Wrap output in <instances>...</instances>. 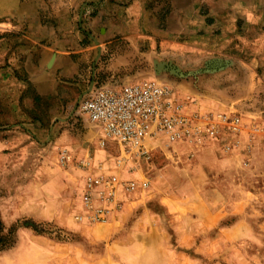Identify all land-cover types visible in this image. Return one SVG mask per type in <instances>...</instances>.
<instances>
[{
    "label": "crops",
    "instance_id": "1",
    "mask_svg": "<svg viewBox=\"0 0 264 264\" xmlns=\"http://www.w3.org/2000/svg\"><path fill=\"white\" fill-rule=\"evenodd\" d=\"M152 1H156V8L154 6L146 12L145 9ZM158 1H161L160 5L164 4L163 7L157 6ZM261 1L264 0H134L127 12L138 17L133 20L130 17V24L123 27L110 25L102 29L96 25L100 23L101 17L97 19L98 23L94 20L92 26L96 25L98 28L96 43L102 49L95 48L94 42L84 50L76 49L79 55L75 62L69 56H57L49 71L45 70L49 58L42 53L38 66L44 65V70L38 69L36 75L30 78L35 88L32 91L44 100L52 99L50 105L54 102V108L49 106L45 110L34 106L31 94H23V91L15 88L11 91L7 87L8 81L2 76L0 98L6 102L7 107L0 114V180L6 187L8 179L24 178V187H20V198L16 201L21 217L34 220L35 217L30 212L42 211L43 215L46 214L42 218L46 219L60 213L56 210L58 207H55L60 200V192L67 187L64 188L63 185L61 188V180L56 171L49 172L53 175H46L49 169L46 162L50 160L46 157H51L53 152L57 155L58 145L61 144H66L76 153L83 141L69 130L60 134L61 123L56 122V110L62 104L61 100L66 98L65 94H58L56 77H72L80 62L90 68L94 66L107 52L103 45H108L110 59L105 67L99 63L100 87L119 88L156 77L158 46L159 51H162L159 55L166 56H182L185 51L195 50L202 54V57L197 58L199 73L195 76H183L173 74L172 71L170 80L176 81L180 88H190L197 93L196 110L237 114L247 128L264 129V10H255L251 5ZM232 2H248L250 8L233 10L215 9L213 6L223 3L225 7H229ZM205 4L213 8L202 10L205 9ZM156 18H159V22ZM134 20L136 24L133 23ZM133 30L148 34V42L132 37ZM118 36L121 41L112 42V38ZM178 39H183L185 43H177ZM146 47L148 50H144ZM176 50L181 53H174ZM166 67L167 63L165 70ZM41 112L47 114H44L46 121L38 116ZM242 144V151H234L231 155H225L221 145L214 141L208 142L203 148L182 147V150L185 155L192 151V157H196L195 163H199L200 167L201 164L204 165V168L214 161H218L217 165L221 167L224 157L234 158L232 174L238 175L241 168L240 157H248L253 162L256 158L264 157L263 137L250 138L243 134ZM96 150L97 154L94 153ZM104 152L96 145L89 156L100 160L103 159ZM74 157L82 158L76 157V154ZM208 171H205L206 174H211ZM226 174L223 170L220 178ZM49 176L50 179L45 182L44 178ZM202 189V192L174 191L166 199L169 204L164 206V213L172 218V222L168 221L165 225H170L174 248L166 249L164 237L157 228L145 235L132 236L128 243L119 246L124 253L129 247L135 249L132 255L134 259L129 264H194L197 263L194 262L195 259H207L209 262L226 259L223 260L224 263L234 264L225 248L229 244L252 240L255 222L248 210L251 191L246 188L242 191L233 183L232 191L225 184L211 188L204 186ZM33 190V196H26V193ZM205 192L206 196H211V203L202 202ZM56 218L60 220L58 215ZM47 254L49 258L54 257L51 252ZM108 257L109 254L76 253L72 261L73 264H111ZM22 262L24 261L21 264Z\"/></svg>",
    "mask_w": 264,
    "mask_h": 264
},
{
    "label": "rangeland",
    "instance_id": "2",
    "mask_svg": "<svg viewBox=\"0 0 264 264\" xmlns=\"http://www.w3.org/2000/svg\"><path fill=\"white\" fill-rule=\"evenodd\" d=\"M132 2L134 0H0V79L3 76L8 81L7 87L11 91L15 88V90L23 91V94H31L34 97V106L45 110L49 106L54 108V102L50 105L52 99L44 100L32 91L35 88L30 78L36 75L38 69L44 70V65L43 67L38 66L42 53L47 54L46 57L49 58L45 66V70L49 71L57 56H69L75 62L79 55L76 49L84 50L86 46H90L91 42H94L95 48L102 49L96 43L98 36L96 25L106 29L110 25L123 27L130 24V17L132 20L138 17L131 16L130 12H127ZM154 2L156 1L148 4L146 12L155 6ZM158 2L157 6L163 7L164 4L160 5L161 1ZM230 4L229 7H225L223 3L217 6L212 5L215 9L244 10L243 8H250L248 2ZM251 5L255 10H264V1ZM204 8L202 10L207 11L213 7L205 4ZM100 17L101 21L98 23L97 19ZM94 20L98 24L93 27ZM156 20L159 22V18ZM133 23L136 24V21L134 20ZM133 33L132 37L148 42V34H141L136 30H133ZM120 39L119 36L112 38V42L118 43ZM177 43L184 44L185 41L178 39ZM110 46L112 47V44ZM107 47V44L103 45V48H106V54L101 56V59H98L91 68L84 62H80L76 74L72 77L62 78L59 75L56 77L58 94L63 93L66 98L61 100L62 104L56 110L58 112L56 122L61 123L60 134L69 130L68 132L76 133L83 141V145L76 153L66 144L58 145L57 153L61 148L66 147L73 155L76 154V157H85L92 154V150L98 145L100 132L79 115L77 108L80 101L90 93L105 88L99 86L101 78L98 69L100 68L99 63H102L103 67L108 64L110 53ZM160 52L162 51H159L158 46L156 77L139 82L152 80L171 87L180 95H189L195 101L190 110L200 111L196 110L197 93L191 91L190 88H180L176 81L170 80V72L173 71V74L183 76L197 75L198 68H200L197 65L199 62L197 58L202 57V54L192 50V52L185 51L182 56H166V54L159 55ZM175 52L181 53L180 50ZM166 63L167 70H165ZM104 78L105 76L102 77ZM6 107V102L0 98V114ZM44 114L46 113L41 112L38 116L44 119L47 115ZM94 153L97 154V150ZM114 156H116V150L110 145L105 150L103 158L111 160ZM186 156L188 155H185L182 149H177L172 155L157 151L153 153L149 164L143 163L142 170L133 175H124L123 178L139 181L147 179L150 187L130 198L128 203L107 224H80L74 220V216L81 211L79 198L83 191L84 173L74 168L60 167L54 152L51 153V157H46L50 159L46 162L49 168L46 175H53L49 172L56 171L61 180V188L63 185L64 188L67 187L60 192V200L57 201L55 207H58L56 210L60 213L55 214V217L43 219L42 217L46 214L43 215L42 211L30 212L35 217L34 220L21 217V211L16 208L18 205L16 201L20 198V187H24V178H10L6 187L3 186L0 178V221L6 232L10 228L15 230V245L10 250L0 253V264H21V261H24L23 264H38L39 261H42V264L44 262L73 264L72 257L76 253L109 254L111 264H129L134 259L132 255L135 249L129 247L124 253L120 247L128 243L132 236L145 235L157 228L164 237L166 249L174 248L175 242L170 235V225H165L168 221L172 222V218L164 213V206L169 204L166 199L172 192L183 190L202 192L204 186L211 188V186L218 187L219 184L228 185L232 191V183L242 191L244 188L251 191L248 210L255 223L251 241L229 244L225 251L230 253V260L234 261V264H264V157L256 158L255 162L253 159L249 160L248 168H243L242 160H239V166L243 169L239 168L240 173L235 175L232 174V159L235 160L234 158L224 157V164L221 167L217 165L218 161H214L207 165L209 168L207 166L204 168V165L201 164L200 167L199 163H195L196 157ZM206 170H209L211 174L207 175ZM223 170L227 174L220 178ZM47 179L49 180L50 176L45 177L44 181L48 182ZM33 192L34 190L26 193V196H33ZM202 200L207 204L211 203L212 199L209 194L206 196L205 192ZM57 215L60 220L56 218ZM47 252L54 254V257L49 258ZM223 260L226 259H216L213 262L207 259H199V261L195 259L194 262L197 263L194 264H232L224 263Z\"/></svg>",
    "mask_w": 264,
    "mask_h": 264
},
{
    "label": "built area",
    "instance_id": "3",
    "mask_svg": "<svg viewBox=\"0 0 264 264\" xmlns=\"http://www.w3.org/2000/svg\"><path fill=\"white\" fill-rule=\"evenodd\" d=\"M194 103L191 96L152 80L101 88L80 101L79 115L100 132V149L105 151L111 145L116 156L111 160H95L89 155L76 159L67 148L58 151L60 167L84 173L81 211L74 220L107 224L136 193L148 190L147 179L123 176L142 170L143 163L152 161L154 152L172 155L182 147L203 148L214 141L225 155H231L244 148L243 134L264 139V129L247 128L239 115L192 111ZM188 156H193L192 151ZM240 158L242 167L248 168V157Z\"/></svg>",
    "mask_w": 264,
    "mask_h": 264
},
{
    "label": "trees",
    "instance_id": "4",
    "mask_svg": "<svg viewBox=\"0 0 264 264\" xmlns=\"http://www.w3.org/2000/svg\"><path fill=\"white\" fill-rule=\"evenodd\" d=\"M5 232V228L2 222L0 221V253L3 251L10 250L15 245L14 228H10L8 232Z\"/></svg>",
    "mask_w": 264,
    "mask_h": 264
}]
</instances>
